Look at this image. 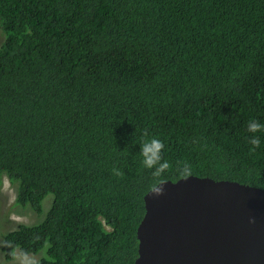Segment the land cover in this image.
Listing matches in <instances>:
<instances>
[{"label":"trees","instance_id":"obj_1","mask_svg":"<svg viewBox=\"0 0 264 264\" xmlns=\"http://www.w3.org/2000/svg\"><path fill=\"white\" fill-rule=\"evenodd\" d=\"M0 31V178L37 215L53 197L2 236L6 262L133 264L161 180L264 190V0H0Z\"/></svg>","mask_w":264,"mask_h":264},{"label":"water","instance_id":"obj_2","mask_svg":"<svg viewBox=\"0 0 264 264\" xmlns=\"http://www.w3.org/2000/svg\"><path fill=\"white\" fill-rule=\"evenodd\" d=\"M143 197L133 264H264V190L188 176Z\"/></svg>","mask_w":264,"mask_h":264},{"label":"rangeland","instance_id":"obj_3","mask_svg":"<svg viewBox=\"0 0 264 264\" xmlns=\"http://www.w3.org/2000/svg\"><path fill=\"white\" fill-rule=\"evenodd\" d=\"M4 41V34L0 31V45ZM16 185L11 184L5 176L0 178V264H30L37 262L45 256L44 250L37 254L25 256L15 252L12 261L6 262L1 252L2 236L15 230L19 225H36L41 223L48 212L53 197L47 195L42 202V213L40 215L32 212L28 207L20 208L14 206Z\"/></svg>","mask_w":264,"mask_h":264},{"label":"clouds","instance_id":"obj_4","mask_svg":"<svg viewBox=\"0 0 264 264\" xmlns=\"http://www.w3.org/2000/svg\"><path fill=\"white\" fill-rule=\"evenodd\" d=\"M261 128V125L256 122H250L248 126V130L250 132H257ZM146 135V134H145ZM250 143H252L254 146L259 145V141L256 138H253ZM164 145L163 143L158 139H146L142 142L140 145V154L143 157V165L146 168L152 169L154 166H156L159 161L161 160V152ZM169 168V164L165 161L162 164H159V167L157 171L153 173L154 176H160L161 173H163L166 169ZM163 181H158V184H162ZM151 191L157 195L162 193V188L158 187L157 185H153L151 188Z\"/></svg>","mask_w":264,"mask_h":264}]
</instances>
